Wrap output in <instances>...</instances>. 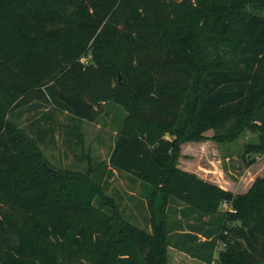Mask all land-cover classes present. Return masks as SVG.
Returning <instances> with one entry per match:
<instances>
[{
  "label": "trees",
  "instance_id": "trees-1",
  "mask_svg": "<svg viewBox=\"0 0 264 264\" xmlns=\"http://www.w3.org/2000/svg\"><path fill=\"white\" fill-rule=\"evenodd\" d=\"M107 101L127 111L109 165L150 186V231L92 168L44 170V133L10 119L48 104L93 122ZM245 128L257 134L241 155L249 167L264 155V0H0V264H168L171 199L200 222L183 236L204 237L203 251L177 248L264 264V178L234 193L176 167L181 141Z\"/></svg>",
  "mask_w": 264,
  "mask_h": 264
},
{
  "label": "rangeland",
  "instance_id": "rangeland-1",
  "mask_svg": "<svg viewBox=\"0 0 264 264\" xmlns=\"http://www.w3.org/2000/svg\"><path fill=\"white\" fill-rule=\"evenodd\" d=\"M120 79L118 75V81ZM42 112L47 113L48 118H41ZM126 115L127 111L122 105L107 101L103 103L93 122L71 117L48 104H43L40 108L25 106L10 119L32 138L41 139L38 137L39 132L44 133L40 146H36L41 165L45 161L55 170L72 175L84 174L88 168H92V178L120 207L123 216L135 226L150 231V212L147 208L150 186L128 173L111 169L109 165L111 149ZM256 140V132L247 128L237 138L224 142L215 140L212 130H208L199 140L188 139L180 142L176 167L223 189L246 193L256 179L264 178V155L257 157L249 167H245V161L241 157L244 144ZM33 146L30 143L26 147L32 154L35 152ZM185 206V203L176 199H171L168 203L167 219L172 237L170 246L166 247L167 263L207 264L176 247L190 245L198 252L204 249L200 245L204 241L202 233H196L197 238L194 241L182 234L188 231L187 225H200L194 213H189ZM223 208L222 205L221 209ZM205 220L210 218L206 217ZM218 248L213 252V257H216ZM206 254L207 252H201L199 255Z\"/></svg>",
  "mask_w": 264,
  "mask_h": 264
},
{
  "label": "water",
  "instance_id": "water-1",
  "mask_svg": "<svg viewBox=\"0 0 264 264\" xmlns=\"http://www.w3.org/2000/svg\"><path fill=\"white\" fill-rule=\"evenodd\" d=\"M42 166H43V168H44V170H46V171H49V172H51V173H53V175H56L57 174V170H55L54 168H52V167H50V166H48L47 164H46V162L45 161H43L42 162Z\"/></svg>",
  "mask_w": 264,
  "mask_h": 264
},
{
  "label": "built area",
  "instance_id": "built-area-1",
  "mask_svg": "<svg viewBox=\"0 0 264 264\" xmlns=\"http://www.w3.org/2000/svg\"><path fill=\"white\" fill-rule=\"evenodd\" d=\"M82 61H85V58H83ZM223 207H227V204H223Z\"/></svg>",
  "mask_w": 264,
  "mask_h": 264
}]
</instances>
